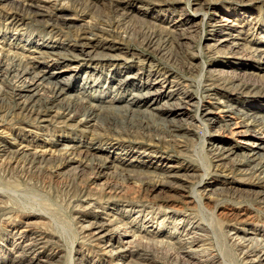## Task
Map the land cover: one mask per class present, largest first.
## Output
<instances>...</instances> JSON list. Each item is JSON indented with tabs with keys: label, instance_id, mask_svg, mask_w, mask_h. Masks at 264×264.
<instances>
[{
	"label": "rangeland",
	"instance_id": "obj_1",
	"mask_svg": "<svg viewBox=\"0 0 264 264\" xmlns=\"http://www.w3.org/2000/svg\"><path fill=\"white\" fill-rule=\"evenodd\" d=\"M204 2L0 0V65L10 66L8 58L15 57L34 72L44 71L52 85L71 76L62 83L70 87L69 94L103 109L94 132L63 118L41 121L17 104L20 82L14 72L0 69V264H22L33 255L54 264H243L234 234L247 226L255 238L264 236V172L217 161L209 148L222 141L243 151L240 136L225 128L240 122L239 116L217 107L251 99L225 88L215 91L214 99L208 93L213 82L245 84L259 92L253 101L263 105L264 68L250 49L264 44V0ZM222 17L237 23H229V32L240 30L244 47L236 57L255 67L208 71L234 56L226 46L218 54L210 47ZM84 43L92 54L80 53ZM39 52L54 53L55 60L37 62ZM48 87L39 93L45 102L52 101ZM147 91L151 94L142 97ZM184 100V114L169 115L171 103ZM149 106L161 110L149 115ZM115 107L133 113L116 114ZM206 108L214 110L216 124L203 116ZM66 136L74 137L73 145L98 148L87 152L109 158L123 171L101 173L55 153L32 159L31 153L60 149ZM22 145L24 153L12 155ZM167 169L187 174L185 188L162 184L150 192ZM218 188L225 192H201ZM112 214L127 231H142L131 238L123 226H111L107 239L132 241L121 261L101 255L80 230L84 221ZM148 230L160 233L144 236ZM193 244L200 247L195 254L176 248Z\"/></svg>",
	"mask_w": 264,
	"mask_h": 264
},
{
	"label": "bare ground",
	"instance_id": "obj_2",
	"mask_svg": "<svg viewBox=\"0 0 264 264\" xmlns=\"http://www.w3.org/2000/svg\"><path fill=\"white\" fill-rule=\"evenodd\" d=\"M208 2H209V0H206V3L205 2L204 3L208 4ZM221 21H223V22L217 23L219 26L213 28V31H214V29H217L215 31L216 37L213 39V42H212L210 47H212V49L215 50V54H218L219 53L218 50L221 48H224L226 46L227 47L226 49L231 53V55H234V56H231L229 58L226 57V59L223 60L222 63L215 62L214 68L208 69V71L213 74V72L216 71L217 66H220L221 68H227V67H232V66L236 65V66L243 67V68L245 67L246 69L255 67L254 66L255 63L254 64H246L243 62L245 59H241L239 57H236V55H238V53H240L239 50H241L242 46H243V43L240 41V40H242V37L240 36V30H236V32H229V30H227V29L230 27V24H229L230 22H231V26L236 25L237 23L236 24L232 23L230 18H226V17H222ZM83 46H84L83 49L80 48L81 49L80 53L82 55L88 56V55L92 54L91 50L85 49V48H87L88 43H84ZM78 53H79V51H78ZM250 54H251L250 56L255 58V60L258 62L257 64H260L261 66H263L262 68H264V44L262 43V45H260L255 50L250 49ZM53 55H55V54L54 53H42V52L40 53L39 52V55L37 58H35V60L38 59L37 62H40L39 61L40 58L44 57L47 59V61L48 60L53 61V60H55L53 58ZM44 58H43V60H44ZM8 59L10 60V66H4L2 64V65H0V69L1 70L3 69L5 71H9L11 73L14 72L16 78L19 80L20 85H19V88L17 89L16 92H17V96L19 98L17 104L20 105L21 109L29 111L28 114L35 113L36 114L35 117L37 119H40L41 121H48V120H51L52 118H54V119L63 118V120H65L69 123L75 122L76 125H78L82 128H85L86 130H90V128H92L93 132L96 131V128L98 127V125H100L99 123L101 121V118H100L101 116H100L99 112H100V110L102 111L103 109H100V108H98L96 106H92V105L86 106V104L84 105L85 101H83V99L79 98L81 95L79 97H76L74 95L69 94L70 87H66L65 84H62V83H63V81H69V79H71V76H66L65 79L61 80V84L57 83L55 85H52V83H51L52 80L50 81L48 79L49 75L46 76V74H44V71L34 72L32 69L27 67L25 64L22 65L21 62H15L16 61L15 57L11 56V59L10 58H8ZM218 64H221V65H218ZM35 65L37 66V64H35ZM54 72L56 74H59L61 71L60 72L54 71ZM212 85L213 86L209 88V93H208V97H210L212 99H214L215 91L219 90L220 88H225V90L230 91V92L243 91L246 94L245 98L246 99L248 98L251 100L240 101L239 105L233 106V107H231V105L229 106L226 103V101H224V103H219V105L217 107L218 112H222V113L231 112L233 114H236V116H239L240 122L226 123L225 128L227 127L228 128L227 130H230V133H233V134L240 136L241 140L239 142H240L241 146L243 147V151L241 150L242 152H238V150H239L238 148L226 146L225 144L221 143L222 141H219L217 144H214L211 148H209L211 154L213 155V157L215 159H217V161H227V162L232 163L230 166H233V164H236L238 166H246V167H249L251 169V172H253V173H255V172L263 173L264 172V141L261 138L262 136L260 137L259 135L264 133V116H262L260 114L262 112V109L264 108V103H263V105H262V103H260L261 105L258 106L255 104L256 101H253L256 97V94H259V92L254 90L252 87L250 88L248 86H244L245 84L240 85V84L230 83L227 86H223V84L220 85V83L213 82ZM45 86L52 87V89H51L52 101L51 102L47 101L48 103L39 98L40 90L43 87L45 88ZM150 94H151L150 91L145 92L143 95L141 93L142 97L143 96L146 97ZM171 96L172 95H168V97H171ZM187 101L188 100L171 103L172 108H171V112L169 115H173V117H174V116L179 115V114H184L182 109H180V108H184L183 106H181V104L187 103ZM57 103H59L58 106H57ZM213 104H216V102H214ZM253 105H254V107H253ZM255 108L259 109L258 113L254 112ZM113 109H114L116 114H118L119 112H122V111H123V113H126V114H127V112L133 113V111H131V109H129V108H124V110H121V108L115 107ZM148 110H149L148 111L149 115L150 114L155 115L158 110H161V108H160V106H158V107L157 106H152V107L149 106ZM213 114H214V110H212L211 108H206L205 111L203 112V116L207 117V119L212 124H216L217 120L214 118V116H212ZM229 120L227 119L226 121H229ZM169 122L170 123L173 122V119H171ZM245 136H253V139L245 140L244 139ZM62 142L63 143L60 144L62 146L58 150L31 153L32 159L33 160H38V159L42 160L46 155H49V157H51V155L49 153H51V154L55 153L56 155H59V156H62L63 158H65L66 159L65 161H67V162L76 161V162L80 163L81 165L95 166L97 168V170L101 173H106L110 169H113L114 171H117L118 169H120L121 171H123V169L118 168L115 165H113L109 158H103L101 156L93 155V154L87 152V151L96 152V150H98V148H96V147H90L89 148L87 146L85 148V147H82L80 144L73 145L74 144V137H72V136L71 137L66 136V138L63 139ZM1 151L4 152V150H1ZM24 151H25V147H23V145H22L20 148H18L14 152H12V155L22 154V153H24ZM225 165H226V163H225ZM167 166H168V168L172 167V166L169 167V165H167ZM128 172L130 173V171H128ZM186 175L185 176L184 175H178L176 173L171 172L170 169H167L163 174L158 175V177L160 178V181H156V183L154 185L152 184L150 186L149 191L155 192L156 190H158V188L162 184H167L170 187L177 188L179 190H183L185 188V183L187 182V176ZM127 176L129 178H132L130 174ZM262 191H261V194L263 195L262 197H264V192H262ZM201 192H203L205 194H207L209 192H211L212 194H216V192L224 193L225 189H223V188L222 189L218 188L215 190L202 189ZM113 214L110 215V217H107L103 220H100V219H93L92 220L91 219L88 221H84L80 225V230L83 232V236L85 238H87L89 241L94 243L95 247L99 250L101 255L109 258L108 260H110V261L111 260L121 261L123 258L127 257V255H128L129 247H130V244L132 243V241L130 239L136 238L137 235H140L142 233V231H138L137 233H135L134 231H127L126 228H128V227H125L124 225H122L120 223V220L118 218L114 217V215L116 213L114 215ZM119 218H121V217H119ZM113 225H115L119 229L123 226L122 228L124 230H122V231L124 232V235L129 236L131 238L128 241L126 240V241H121V242L118 241V239L114 238L113 236L110 239H107L109 234L112 231L111 226H113ZM253 231L250 228H248L247 226H244L243 228L238 230V234H236V235L234 234V241H235V244L241 250V252H240L241 261L243 262V264H264V236L261 238L259 237L260 239L255 238ZM159 233H160L159 231L148 230V231L143 232V235L144 236L148 235V237H150V236L156 237L159 235ZM230 233H231V231H230ZM25 234H27V233H25ZM20 235H23V233ZM20 237H22V236H20ZM20 237H19V239H20ZM189 237H190V235H189ZM24 238H26V237H24ZM193 240H194V238H193ZM174 242L179 245L178 240H176ZM157 243L159 244V242H157ZM201 246L203 247L202 244H201ZM178 247L179 246L176 247L177 250L184 252L185 255H190V253L195 254L196 251L199 252V250H200L199 249L200 247H198L197 244H193L189 247H187V246L183 247L182 246L183 248H178ZM32 248H34V247H32ZM19 251H21V250H19ZM34 251H35V248H34ZM23 253H24V251H23ZM33 256L30 260H27L22 264H54L52 262L51 263L48 262V260H47V262H45V261L39 262ZM80 262H79V264H80ZM119 264H121V263L119 262ZM125 264H138V263H136V261L129 260Z\"/></svg>",
	"mask_w": 264,
	"mask_h": 264
}]
</instances>
